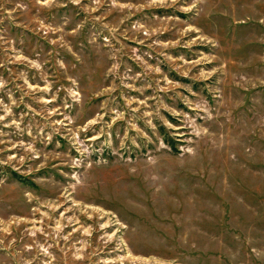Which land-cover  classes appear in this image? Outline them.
<instances>
[{
  "label": "rangeland",
  "instance_id": "rangeland-1",
  "mask_svg": "<svg viewBox=\"0 0 264 264\" xmlns=\"http://www.w3.org/2000/svg\"><path fill=\"white\" fill-rule=\"evenodd\" d=\"M0 264H264V0H0Z\"/></svg>",
  "mask_w": 264,
  "mask_h": 264
}]
</instances>
